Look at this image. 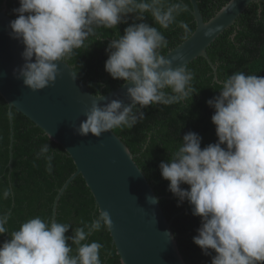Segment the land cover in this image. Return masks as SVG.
Wrapping results in <instances>:
<instances>
[{
	"label": "clouds",
	"instance_id": "9594fccd",
	"mask_svg": "<svg viewBox=\"0 0 264 264\" xmlns=\"http://www.w3.org/2000/svg\"><path fill=\"white\" fill-rule=\"evenodd\" d=\"M229 5L235 7L234 0ZM188 11L185 0H19L8 27L11 38L23 45L24 63L13 74L33 92L52 86L62 76L59 64L98 29H117L131 17L123 35L117 31L108 43L104 65L111 78L124 82L131 103L113 99L101 105L94 99L74 131L100 138L115 128L131 129L145 117L140 109L177 104L195 93L194 72L186 64L173 67L178 57L168 59L161 52L169 43L161 30L176 25L184 39L192 34L188 23L177 19ZM146 16L155 26L144 22ZM211 34V29L204 32L205 37ZM71 75L75 80L76 74ZM213 84L218 95L206 103L214 109L216 142L202 148V137L187 132L159 164L160 173L178 206L187 202L200 218L192 239L211 257L210 264H264V76L236 71ZM35 159H43L52 173L49 143L40 146ZM12 194L13 186H6L0 199ZM148 201L159 202L151 196ZM11 216L10 210L0 212V235L8 236L0 243V264H102L104 246L88 238L111 231L113 222L99 205L91 221L81 219L75 228L35 216L9 231Z\"/></svg>",
	"mask_w": 264,
	"mask_h": 264
},
{
	"label": "trees",
	"instance_id": "16d2710c",
	"mask_svg": "<svg viewBox=\"0 0 264 264\" xmlns=\"http://www.w3.org/2000/svg\"><path fill=\"white\" fill-rule=\"evenodd\" d=\"M204 19L212 18L229 0H196ZM185 3L190 7L189 0ZM5 4V5H4ZM19 7V0H0V9H5L12 20L16 18L13 9ZM178 20L188 23L191 32L195 30L193 17L182 13ZM152 26L150 16L145 21ZM132 23L129 17L128 24ZM128 24H120L117 29H98L95 37H89L85 46L76 49L66 60L73 73L87 85L93 95L107 94L122 84L121 80L111 78L105 71L107 60L105 49L116 32L123 35ZM158 27V26H157ZM168 40V47L162 49L165 55L184 40L183 30L173 25L161 30ZM211 62L217 68V78L222 79L236 71L264 76V0H256L237 19L235 25L219 36L207 49ZM187 67L194 72L192 86L195 93L191 99L173 105H152L140 109L144 119L133 128H115L113 133L127 146L133 159L151 185L165 218L177 241L181 256L186 264H210L211 257L203 254L193 242L200 226V218L193 216L187 202L178 206L177 198L168 190V181L161 176L159 164L167 161L169 154L180 144L189 131L202 137L201 147L217 140L215 126L211 122L214 109L207 100L218 95V85L213 84V74L207 62L197 58ZM11 169L8 168L10 155V125L8 106L0 97V193L4 187L13 186V194L7 200L0 199V212L12 213L6 227L9 231L32 217L44 220L51 218L53 201L58 190L76 171L69 155L55 142L16 110H12ZM49 143L54 152L53 171L49 174L46 162L35 159L40 146ZM187 188V185H182ZM94 198L81 176L75 178L60 198L56 221L69 223L73 228L83 219L89 222L96 214ZM66 235H72L70 228ZM7 233L0 235V243L7 239ZM89 242L98 241L104 247L100 250L102 264H121L112 244L108 230L93 233ZM71 244V241H69Z\"/></svg>",
	"mask_w": 264,
	"mask_h": 264
},
{
	"label": "water",
	"instance_id": "95a60500",
	"mask_svg": "<svg viewBox=\"0 0 264 264\" xmlns=\"http://www.w3.org/2000/svg\"><path fill=\"white\" fill-rule=\"evenodd\" d=\"M255 1L234 0L235 7L228 1L212 18L204 21L197 1L189 0L188 8L195 30L181 44L168 51L165 57H178L173 60V67L187 66L202 58L211 68L213 80L218 79L217 68L209 59L207 49L233 27ZM226 5L229 6L225 8ZM11 20L5 9H0V97L6 102L8 113L14 109L25 116L51 141L62 147L76 167L55 196L51 218L56 220L60 198L71 182L81 176L96 208L99 205L110 213L113 227L108 232L121 264H186L159 202L152 204L148 201L149 196L158 198V201L160 197L155 195L127 146L112 130L100 138L92 134L80 136L74 131L85 119L84 111L94 99L101 105L113 99L125 105L131 103L124 84L97 99L77 76L73 79L72 68L65 61L59 64L62 76L54 85L36 92L29 90L13 74V70L24 61L21 57L23 45L9 35ZM207 29H211L212 34L205 37ZM12 124L11 117L9 169L12 162Z\"/></svg>",
	"mask_w": 264,
	"mask_h": 264
}]
</instances>
